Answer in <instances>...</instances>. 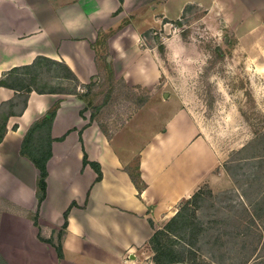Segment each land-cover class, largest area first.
<instances>
[{
    "label": "crops",
    "instance_id": "obj_1",
    "mask_svg": "<svg viewBox=\"0 0 264 264\" xmlns=\"http://www.w3.org/2000/svg\"><path fill=\"white\" fill-rule=\"evenodd\" d=\"M229 1L235 3L231 10ZM229 1L0 0V80L13 68L45 56L65 62L81 83L89 84L103 75L100 62L106 52L103 59L112 65L115 79L154 87L164 72L145 43V32L161 29L163 19L181 18L194 4L208 11L223 9L225 19L241 20L264 11V0ZM111 30L97 43L99 32ZM16 92L0 86V105ZM57 101L47 194L39 203V169L21 155V143L30 125ZM84 106L75 94L32 91L21 115L9 118L0 143V198L9 204L0 211V251L11 264H154L148 246L155 230L149 219L155 228L163 227L178 203L201 185V170L209 167L201 157L213 152L183 109L172 110L160 123L158 114L156 124L141 119L134 128L147 110L143 106L109 139L99 122L91 120L90 111L81 115ZM85 154L100 164L99 181L97 172L84 164ZM135 157L141 191L127 172ZM215 165L211 160V170ZM69 208L61 258L50 243L39 239L33 217L51 232L62 228Z\"/></svg>",
    "mask_w": 264,
    "mask_h": 264
},
{
    "label": "rangeland",
    "instance_id": "obj_2",
    "mask_svg": "<svg viewBox=\"0 0 264 264\" xmlns=\"http://www.w3.org/2000/svg\"><path fill=\"white\" fill-rule=\"evenodd\" d=\"M229 2L231 10L235 3ZM254 12L241 20L225 19L223 9L208 11L191 5L181 18L163 19L161 29L152 27L145 32V43L163 67L159 84L148 88L111 79L104 65L106 52L100 62L103 75L91 81L96 83L89 95L94 104L107 99L96 120L108 133L143 106L147 110L137 117L134 128L141 119L146 124L156 120V124L158 114H162L159 123L163 122L180 108L213 152L200 160L209 167L201 170L198 189L204 192V201L197 215L213 228L199 236L197 263L264 264V11ZM160 44L165 46L162 51ZM44 64L36 84L56 87L54 71ZM211 160L216 162L212 170ZM136 165L135 157L130 171L135 172ZM6 205L0 198V211ZM51 232L44 229L45 236ZM148 249L156 264L152 247Z\"/></svg>",
    "mask_w": 264,
    "mask_h": 264
},
{
    "label": "trees",
    "instance_id": "obj_3",
    "mask_svg": "<svg viewBox=\"0 0 264 264\" xmlns=\"http://www.w3.org/2000/svg\"><path fill=\"white\" fill-rule=\"evenodd\" d=\"M120 2L123 3V0H120ZM110 33H112V30L109 32H99L97 43H101ZM164 47L163 44H160L159 49L162 51ZM43 63L54 71V77L57 79L58 83L56 87L49 86L48 84H36V77L40 75V69ZM104 65L110 78L115 79L112 65L107 62H105ZM32 68H36V71L33 72ZM11 80L14 81L11 82ZM64 81H70L73 88L69 89L68 86L63 83ZM118 81L121 83L124 82L123 79ZM0 86H6L18 91L14 98L0 105V143L3 141L8 131L7 124L9 118L11 116L21 115L27 105L29 94L32 91H37L39 93L75 94L85 103L84 108L81 110V115H83L85 111H90L91 120L96 119L98 111L107 101V99H105L103 104L95 105L93 99L89 98V95L96 86L95 82H90L89 84L81 83L74 71L65 62L45 56H39L31 65L13 68L5 79L0 80ZM80 88H83L84 91H80ZM20 98L21 100H18ZM59 104L60 101H57L41 118L30 125L21 143V155L28 157L39 169L36 192L39 203L45 199L47 194V162L52 156V143L55 140L52 137L51 129ZM139 104L143 105L144 103L139 102ZM100 126L110 139L111 134L108 133L104 126L101 124ZM84 164L90 165L97 172V181L102 178L100 164L88 160L86 154L84 156ZM135 170V172L130 170H127V172L137 189L141 191L143 184L141 183L138 165H136ZM199 189L190 198L184 200L182 205L178 207L175 215L163 228L155 229L154 222L149 219L150 224L155 230L149 243L154 251V262L156 264H203L197 263L196 255L200 248H197L196 245L199 236L203 233H208L213 227L208 225L209 222L204 221L197 215V212H199L198 210H201L203 207L201 202L204 201L202 200L204 192ZM69 211L70 208L64 213L62 228L60 230H53L48 236H45L44 227L39 224L38 217H33L35 225L39 228V239L50 243L61 258L63 257V239L66 235V228L69 222ZM218 240H221L220 236L217 241ZM223 245L224 244L221 242V246ZM247 263L248 262H246V264ZM0 264H10L1 251Z\"/></svg>",
    "mask_w": 264,
    "mask_h": 264
}]
</instances>
